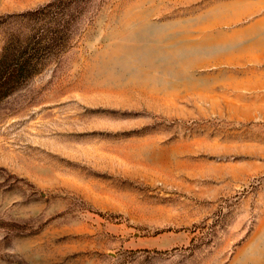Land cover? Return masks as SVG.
<instances>
[{
  "label": "rangeland",
  "instance_id": "obj_1",
  "mask_svg": "<svg viewBox=\"0 0 264 264\" xmlns=\"http://www.w3.org/2000/svg\"><path fill=\"white\" fill-rule=\"evenodd\" d=\"M58 1L0 101V264H264V0H0V52Z\"/></svg>",
  "mask_w": 264,
  "mask_h": 264
},
{
  "label": "trees",
  "instance_id": "obj_2",
  "mask_svg": "<svg viewBox=\"0 0 264 264\" xmlns=\"http://www.w3.org/2000/svg\"><path fill=\"white\" fill-rule=\"evenodd\" d=\"M59 2L21 13L34 23L26 32L18 29L6 34L0 52V101L39 73L65 46L72 15L68 19L59 16ZM38 20H42L39 26Z\"/></svg>",
  "mask_w": 264,
  "mask_h": 264
}]
</instances>
